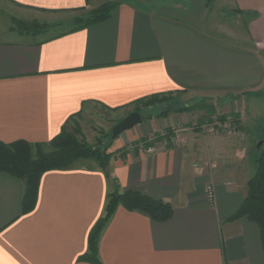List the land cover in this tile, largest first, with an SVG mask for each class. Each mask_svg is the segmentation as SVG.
Returning a JSON list of instances; mask_svg holds the SVG:
<instances>
[{
    "label": "crops",
    "instance_id": "obj_1",
    "mask_svg": "<svg viewBox=\"0 0 264 264\" xmlns=\"http://www.w3.org/2000/svg\"><path fill=\"white\" fill-rule=\"evenodd\" d=\"M6 1L31 21L52 24L105 3L116 7L106 22L73 33L12 35L0 26L5 144L49 143L88 105L128 115L136 101L168 93L210 101L218 115L240 116L241 131H195L190 127L202 122L203 112L171 113L114 140L108 171L120 192L169 203L174 214L156 223L118 207L100 237L99 263L264 264L258 225L247 218L230 221L256 171L246 123L249 116L264 120L261 110L247 106L264 97V0ZM218 3L235 11L242 40L219 34ZM181 122L185 127L177 129ZM166 129L179 147L154 155L127 150ZM111 191L104 171L81 160L44 174L36 207L22 214L25 183L0 173V264H92L80 258L88 254L90 232Z\"/></svg>",
    "mask_w": 264,
    "mask_h": 264
},
{
    "label": "trees",
    "instance_id": "obj_2",
    "mask_svg": "<svg viewBox=\"0 0 264 264\" xmlns=\"http://www.w3.org/2000/svg\"><path fill=\"white\" fill-rule=\"evenodd\" d=\"M115 7L116 4L114 3H105L94 10L82 14L75 19L72 29L67 33L77 32L106 22L111 18L112 11ZM17 24L19 34L27 36H38L56 26H61V24L51 26L47 24L40 25L38 23L28 25L23 22H17ZM180 95L182 93H177L175 96ZM170 97H174V93L154 95L138 100L133 104L132 112L140 113L144 121L150 120L153 117L166 118L171 114L170 109H165V111H162L156 116H152L151 114L144 116L142 108L162 104L167 102ZM103 108L112 112L120 110ZM84 109L85 107L80 113L71 117L62 129V132L49 143L32 144L26 141H17L11 144H5L0 141V173L8 174L25 183L22 214H27L36 207L40 182L44 174L55 170H66L81 160L95 162L106 174L112 185V191L108 194L104 215L97 221L90 232L88 254L81 257L80 260L92 264H100L98 260L100 237L118 207L122 206L127 211L142 213L156 223H163L170 220L174 214V210L171 204L161 200H154L137 191L120 192L116 181L111 178L108 171L111 159L114 156V153L111 152V147L114 142L112 130L97 138L94 145H89L83 140L81 141L75 134L68 131L69 124L76 117L80 116ZM192 110L206 112V116L202 122H198L197 128H194L195 131H199L207 124L209 125L215 122L225 123L228 120L231 121L234 131L238 132L243 130L238 114L231 116L218 115L213 107L207 106L205 103L201 106L176 108L175 112L183 113ZM173 136L174 131L172 129H166L155 134L153 138L156 142H160L163 139H170ZM139 143L149 144L148 139L142 140ZM262 143V146L259 149L257 148L255 159L256 171L247 184V197L230 221L247 218L256 223L261 231L264 245V141Z\"/></svg>",
    "mask_w": 264,
    "mask_h": 264
},
{
    "label": "rangeland",
    "instance_id": "obj_3",
    "mask_svg": "<svg viewBox=\"0 0 264 264\" xmlns=\"http://www.w3.org/2000/svg\"><path fill=\"white\" fill-rule=\"evenodd\" d=\"M216 5V6H215ZM215 16H214V25L219 31V34L223 35H230L238 40H242L244 34L243 30L240 28V24L235 17V11L229 10L225 8L222 3L215 4ZM25 12L24 10L20 9L19 7L15 6L14 4L6 1L0 0V26L5 30H9L12 35L19 34L18 24L17 22H23L25 24L31 25L33 23H38L40 25L47 24V25H58L48 31L50 36L66 33L72 29V25L77 17H80L82 14L80 13H68L62 16L59 20L60 23H39L38 21H31L29 18L24 17ZM167 102L162 104H155L154 106L148 108H142L144 112V116L151 114L152 116H156L165 109H170L171 113L173 114H187L197 112L199 110H192L190 112H181L176 113V108H184V107H194V106H201L205 103L207 106L213 107L215 110L217 108L214 107V104L210 101L206 100H196L188 102L184 96H174L168 98ZM248 109L249 111H260L264 114V97L261 100H257L254 102L248 101ZM217 111V110H216ZM203 112V116H206L205 111ZM127 116V112L125 111H117L112 112L99 105H88L83 110L82 114L75 118L69 124L68 131L75 134L78 139L81 141H85L89 145H94L96 139L101 137L103 134H107L111 132V130L125 117ZM199 115H197L198 117ZM196 117V114H195ZM155 118V117H154ZM252 117L249 116V122L246 123L248 125L247 132L251 135V139L256 146V150L253 152L257 153V147L260 142L264 141V120L260 119L257 121H252ZM184 122H181L177 125V129H181L185 127ZM258 125V126H256ZM194 130L197 128V124L195 122L192 123L190 127ZM84 161V160H82Z\"/></svg>",
    "mask_w": 264,
    "mask_h": 264
},
{
    "label": "built area",
    "instance_id": "obj_4",
    "mask_svg": "<svg viewBox=\"0 0 264 264\" xmlns=\"http://www.w3.org/2000/svg\"><path fill=\"white\" fill-rule=\"evenodd\" d=\"M204 127V126H203ZM202 127V128H203ZM205 128L210 130V131H224V132H233L234 130L232 129L231 121L228 120L225 123H219L215 122L213 124H207L205 125ZM176 132V131H175ZM149 144H144V143H138V144H130L127 146V150L130 153H134L135 151H140L142 153L154 155L158 152L159 148H168L169 146L173 148H177L180 145V142L178 141L177 137L174 136L171 137L170 139H163L160 142L155 143L154 138L148 139ZM208 196L210 199L213 198V190L211 187L208 188Z\"/></svg>",
    "mask_w": 264,
    "mask_h": 264
},
{
    "label": "water",
    "instance_id": "obj_5",
    "mask_svg": "<svg viewBox=\"0 0 264 264\" xmlns=\"http://www.w3.org/2000/svg\"><path fill=\"white\" fill-rule=\"evenodd\" d=\"M143 122L144 119L140 113L138 112L130 113L112 129L113 140L117 139L123 133L143 124ZM262 144L263 143L260 142L257 148L259 149L262 146Z\"/></svg>",
    "mask_w": 264,
    "mask_h": 264
}]
</instances>
